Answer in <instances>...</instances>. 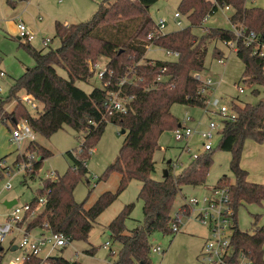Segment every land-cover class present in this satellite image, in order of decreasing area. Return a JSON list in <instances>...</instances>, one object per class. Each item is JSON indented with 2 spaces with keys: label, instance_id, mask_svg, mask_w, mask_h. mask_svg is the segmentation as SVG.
Segmentation results:
<instances>
[{
  "label": "trees",
  "instance_id": "1",
  "mask_svg": "<svg viewBox=\"0 0 264 264\" xmlns=\"http://www.w3.org/2000/svg\"><path fill=\"white\" fill-rule=\"evenodd\" d=\"M28 0H6L9 7ZM157 0H102L92 17L78 24L64 25L56 22L55 37L60 45L55 50L37 51L29 44L24 46L35 64L13 81L8 94L0 100V120L13 125L24 120L33 133L50 138L67 126L73 131H85L79 158L71 151L65 154L71 165L56 180H44L37 196L48 192L43 210L26 226L25 231L44 229L61 233L69 242H85L96 225L99 215L109 207L132 180L139 181L141 187L138 199L142 202V222L126 231L125 221L129 218L133 204L124 209L108 224L107 232L113 244L118 245L116 258L112 264H152L149 237L159 232L172 234L170 230L174 201L182 187L202 186L206 182L212 155L216 149L231 155L229 171L234 177L230 183L221 178L216 187L227 188L230 207L233 211V234L231 237L232 257L227 264H235L239 254H243L251 264H264V224L257 226L259 215H253L252 233L239 230L236 215L240 207L256 205L264 211V184L247 181V172L240 167L243 146L247 140L256 144L264 142V99L255 104H238L230 101L236 114L234 121H224L220 131V141L215 150L202 153L178 174L174 175L167 165V176L161 181L152 179L155 171L153 155L159 149L158 139L165 131H173L180 125L172 115L175 104L186 107L205 108L211 97L212 88H205L194 75L205 71V58L209 46L229 41L243 70L240 81L243 84L264 88V62L253 54L254 47L246 46L245 38H237L234 30L243 28V36L253 32L259 44H264V11L260 7H247L246 0H180L178 12L184 15L188 26L169 33L147 39L153 31L154 22L149 16V8ZM230 8L231 29L206 28L202 22L214 16L220 9ZM108 26L109 28H100ZM193 29L203 30L200 36ZM178 53L175 60H148L147 46ZM107 59L103 88H92L89 93L78 88L75 83L87 84L92 77L88 62L98 58ZM212 57L222 60L221 54L213 49ZM223 61V60H222ZM66 74L62 77L58 71ZM157 78H160L157 81ZM127 81L118 86V83ZM23 92L37 103L35 115H31L18 94ZM118 92L122 98L131 97L126 104L125 114L107 115L103 103L107 93ZM252 95L258 96L254 89ZM237 100V99H235ZM16 102L11 114H5L4 105ZM107 123L125 131L119 156L110 164L99 180L110 172L120 175L114 193L105 192L85 208L87 199L77 203L73 191L85 176L87 169L83 160L102 135ZM26 151L35 154L32 168L25 172L31 179L42 162L52 153L40 144L30 142ZM19 162V156L14 163ZM37 197L31 201V209ZM187 208L185 204L180 206ZM188 215V211L186 212ZM26 217V216H25ZM86 253L93 255V251ZM164 253V252H163ZM3 250L0 245V264ZM80 264L64 258H31L24 264Z\"/></svg>",
  "mask_w": 264,
  "mask_h": 264
},
{
  "label": "rangeland",
  "instance_id": "2",
  "mask_svg": "<svg viewBox=\"0 0 264 264\" xmlns=\"http://www.w3.org/2000/svg\"><path fill=\"white\" fill-rule=\"evenodd\" d=\"M32 1L38 5L43 21L39 23L41 24L40 30L36 32V34L32 32L35 35V39L32 42L26 43L22 40H20V42L29 44L37 51L47 52L49 49L55 50L60 45L54 32L56 22L64 25L85 22L97 11L102 0ZM251 1L253 0H247L248 4H251ZM256 1L262 3L261 6L264 8V0ZM179 2L180 0H157V2L149 8V16L154 24L160 19L166 21L163 34L169 31H177L188 26L187 19L181 14L178 20L181 22V25H176V20L173 15L178 12L177 7ZM260 8L263 9L262 7ZM19 11L21 12L22 10L19 9ZM26 12L28 16L32 15V12H35V10L28 8ZM229 15V10L223 8L213 17H209L206 23L202 22L201 24L207 28L231 29V25L228 21ZM100 28L109 27L103 26ZM193 32L200 36L203 30L193 29ZM15 38V36L11 38L4 35L0 31V69L7 75L5 78H0V100H3V98L7 96L9 87L13 82L12 79L20 77L25 68H31L35 64L26 48L21 46L20 42ZM43 39L49 40L46 47L41 43ZM226 43L228 44V42ZM213 49L221 54V58L224 57V59H222V64L218 63V60L212 57ZM145 57L148 60L160 61L173 59L168 58L163 49L153 47L152 45L151 48L147 50ZM106 62L107 59L101 57L98 58L96 62L91 63H96L104 67ZM242 70L243 65L236 57L232 48L225 47L221 43H219L217 47L211 44L205 58V74L201 73L200 76L202 79L206 77L211 78L213 82L211 96L219 98L223 104L228 105L232 99L235 103L241 105L246 103L255 104L264 99V88L243 84L240 81ZM58 73L66 78V74L62 71L59 70ZM75 85L86 93L91 91L94 87L102 88L101 82L93 76L88 80L87 84L76 82ZM238 87L243 88L244 92L242 94L238 93ZM254 89L259 91L257 97L252 95ZM25 97L26 95L23 92L18 94L20 101ZM22 103L31 115H35V109L27 101L24 100ZM15 104L16 102L14 101L5 104L3 109L5 114H11ZM170 111L180 124L185 122L189 128L193 129L194 135L187 142H176L172 131H165L159 137V149L153 155L155 171L151 175L152 179L156 181H161L163 179V171L167 170L168 160L181 163L175 170L176 174L189 164L191 161L190 154L182 151L186 143L191 154L202 153V141L199 133L206 129L210 118L217 119L216 115L206 114L202 108H190L175 104L171 107ZM12 130H14V125L10 121L3 123L0 120V221H4L9 213V210L4 205L5 202L16 201L17 205L29 204L35 197L38 198V190L41 188L42 182L48 180L51 172H55V176L57 177L62 176L71 165V161L65 153L71 151L75 157L79 158L81 145L86 136L85 131L76 132L67 126H63L61 130L48 139L35 134L34 140L31 141L27 139L20 144H16L10 140ZM120 132L121 129L118 126L107 123L101 137L95 143L93 149L89 151L88 157L83 160L87 173L78 181L73 191V199L77 203H81L87 199L85 208H89L102 193H114L118 187L120 175L116 172H110L104 179L99 180V178L105 173L108 166L114 163L119 156L125 135L120 134ZM220 137V133L214 137L212 141V150L216 149ZM30 142L40 144L52 153L51 157L42 162L38 173H36L33 179L23 171L18 172L17 163H14L17 156H19L20 161V155L29 154L26 151V147ZM263 146L264 142L262 144H256L250 140H247L243 146L240 167L243 170L247 169L245 170L248 174L247 180L249 182L252 181L251 183L261 184V182H257L253 176L264 174L259 168L261 162L256 161L260 159L257 148ZM250 149L252 150V155L250 154ZM230 159L231 155L229 153L216 149L212 155V162L208 170L205 184L197 187H182L174 201L172 213L178 211L179 207L184 204L186 198H200L207 193L209 194L210 190L216 187L217 182L223 177H226L230 183H233L234 177L229 171ZM261 160L264 161L263 159ZM260 181H262V179ZM7 185H9V188H6ZM140 187L141 183L139 181L132 180L128 183L127 187L119 194L117 199L99 215L96 220V225L88 236L87 243L73 241L65 248L54 250L50 258L62 257L68 261L78 262L80 264H105L106 261L112 264L116 258L118 245L113 244L106 228L124 209V206L129 204H133V210L129 218L125 221L126 231L132 230L142 222V202L137 198ZM253 215H259L256 224L258 227L264 224V211L262 207L246 205L238 209L236 223L239 230L252 233L255 222ZM179 229L180 231L176 234L163 235L159 232H155L149 237L150 246H159L164 251L163 254H150L152 264H202L199 258V252L202 247L203 237L207 236L205 227L196 222L192 216H189L181 219ZM13 235L15 244L17 245L22 234L14 232ZM13 235L6 238L3 244L5 248L8 247L9 239ZM107 241L111 243L110 249L113 251L114 255L109 249L103 248L104 243ZM91 249L94 250L93 255L85 253V251ZM10 257H12V254L9 252L5 256L3 255L2 262L7 264ZM41 257H43V255H41Z\"/></svg>",
  "mask_w": 264,
  "mask_h": 264
},
{
  "label": "built area",
  "instance_id": "3",
  "mask_svg": "<svg viewBox=\"0 0 264 264\" xmlns=\"http://www.w3.org/2000/svg\"><path fill=\"white\" fill-rule=\"evenodd\" d=\"M176 20V25L180 26L181 22L178 21L181 17L179 12L173 15ZM19 39L23 42L30 43L35 39V35L25 26V24L19 21L16 25ZM166 27V21L160 19L156 24H154L153 31L147 36L148 40H151L156 35H161ZM243 28L240 27L235 29V35L237 38H245L246 46L253 45V54L257 55L264 62V44H259L257 36L253 32H249L247 35L243 36ZM42 45L46 47L49 43L48 39H43L41 41ZM230 45L233 47L232 43ZM147 50L151 48V44L147 47ZM165 55L168 58H173L175 60L178 58V53L173 51L164 50ZM218 63L222 64L223 61L219 60ZM88 69L92 76L96 78L102 84V88L107 85L103 82V78L106 73L110 72L104 67L96 63L88 62ZM4 73L0 72V77H3ZM194 77L197 80H201L204 88L202 93L206 92L205 88H212L213 82L211 78L202 79L199 74H195ZM160 78H157L159 81ZM127 80L122 79L118 86H122ZM238 93L242 94L244 92L243 88H237ZM1 91V89H0ZM27 101L34 109L37 103L33 101L30 97H25L21 101ZM131 100V97L122 98L119 96L118 92L107 93V98L103 103V108L107 115L113 113L125 114L127 111L126 104ZM204 112L206 114L216 115L217 119H209L207 127L205 130L199 133L200 139L202 141V153L212 150V141L214 137L220 133L223 128L224 121H234L236 118L235 112L232 110L230 103L228 105L223 104L219 98L214 96L210 97L205 103ZM174 140L176 142H187L193 135L194 130L189 128L185 122L181 123L179 127L172 131ZM34 140V133L28 124L22 120L14 125V130L11 132V142L20 144L24 140ZM183 152L190 154V160H196L200 154H191V151L186 143ZM36 159L33 154H22L20 155V161L17 163V171H23L24 173L32 168V163ZM181 163L178 161H170L168 164L172 174L176 175L175 170ZM55 172L49 174V180H56ZM52 177V178H51ZM9 188V185L6 186ZM48 192L39 196L36 201L37 210L39 207L44 208L47 202ZM185 206L179 207L178 211L172 213L171 222L169 224L172 233H178L180 231L179 225L182 218H187L192 216L193 219L205 227L207 231V236L202 247L201 253L199 255L202 264H227V260L232 257V245L231 237L233 234V224L232 217L233 211L230 207L228 189L214 187L210 190V193L203 195L202 197H189L184 201ZM30 204L15 205L11 208L9 214L5 221L0 222V245H2L8 236H10L15 230L19 231L27 217H30L33 213ZM188 211V215L186 212ZM26 216V217H25ZM70 244L69 238L61 233L49 232L47 236L41 235L39 237H34L28 233H23L20 241L17 244V249L20 251V257L16 258L15 261L19 264H24L28 262L31 258H39V255L43 249H48V256L50 253L57 249L65 248ZM111 243L105 242L103 245L104 249H110ZM163 250L159 246H150V253L163 254ZM111 253L114 255L113 251ZM44 258V259H46ZM43 259V260H44ZM39 264H48L47 262H40ZM235 264H251L243 254H239L236 259Z\"/></svg>",
  "mask_w": 264,
  "mask_h": 264
},
{
  "label": "crops",
  "instance_id": "4",
  "mask_svg": "<svg viewBox=\"0 0 264 264\" xmlns=\"http://www.w3.org/2000/svg\"><path fill=\"white\" fill-rule=\"evenodd\" d=\"M209 2H213L214 0H207ZM19 4V5H18ZM17 6H15L14 8H11L7 5L6 3V0H0V31L4 34V35H7L11 38H13V36H15L16 40H18L20 42V39H19V36L17 35V27H16V24L17 22L21 21L23 22L27 28L31 31V32H34L36 34V32H38L40 30V26L41 24V21H43V17L41 16V11L40 9L38 8V5H36L35 3H33L32 0H28L26 2H20L18 3ZM262 3H260L259 1H256V0H253L251 1V4H248L247 0H246V6L247 7H256V6H259V7H262L261 6ZM33 9L35 10V12H32V15H28L27 16V9ZM19 9H21L22 11L20 12ZM230 12V15H229V18L231 16V10L230 8H227ZM264 9V8H263ZM37 14V15H36ZM213 17V16H212ZM211 18V17H210ZM229 18H228V21H229ZM209 18L205 19L203 21V23H206L207 20ZM204 25V24H203ZM202 27H206V26H202ZM207 28V27H206ZM232 28V26H231ZM233 29V28H232ZM169 32H173V31H169ZM169 32H166V33H169ZM33 33V34H34ZM228 42V44L226 43ZM20 44H23L20 42ZM223 46L225 47H228V48H232L233 47L230 45V42L229 41H224V43H221ZM219 45V43L215 44L214 46L217 47ZM230 45V46H229ZM147 52V51H146ZM146 54V53H145ZM145 57V56H144ZM146 58V57H145ZM147 59V58H146ZM218 62V61H217ZM0 65H1V59H0ZM26 69V68H25ZM25 71V70H24ZM0 72H3L4 73V76L3 77H0L1 79L2 78H5L7 75L4 71H2L0 69ZM205 71H203L202 73H204ZM24 73V72H23ZM205 74V73H204ZM19 78V77H18ZM206 78H209V77H206ZM17 79V78H16ZM15 78L12 79V81L16 80ZM13 83V82H12ZM1 89V88H0ZM90 92V91H89ZM88 92V93H89ZM35 135V133H34ZM159 147V145H158ZM255 150V149H254ZM156 152V151H155ZM257 152L259 153V158L258 162H261V164L259 165V168L261 169V172H264V161H262L261 159L264 160V146L263 147H258L257 148ZM252 153V150L250 149V154ZM252 155V154H251ZM262 155V156H260ZM154 161V160H153ZM155 162V161H154ZM249 163V162H248ZM262 166V167H261ZM247 170V169H245ZM255 180H257V182H261V184H264V174L263 175H256V176H253ZM262 179V181H260ZM248 181V180H247ZM249 182V181H248ZM252 182V181H250ZM31 204V202L29 203ZM5 207L9 210H11V208L15 205H17L16 201H9V202H5L4 203ZM36 203H35V206L33 207L34 209L36 208ZM32 208V209H33ZM33 209V213L30 217H27L25 223L23 224L22 228L19 230V231H14V232H18L20 234L23 235V233H28L34 237H39L41 235H45L47 236L48 235V231L47 230H44V229H34V230H31L29 232H26L25 231V226L35 217L37 216L41 211H42V208H38L37 210L34 211ZM9 214V213H8ZM7 218V216H6ZM6 218L4 219V221L6 220ZM0 222H3V221H0ZM13 232V233H14ZM13 233L11 235H13ZM21 235V236H22ZM109 235V234H108ZM205 239H206V236L203 237V243H202V247L204 245V242H205ZM4 244V243H3ZM1 245V249L3 250V255H7V253H11L12 254V257H10L7 261V264H19V262H16L15 259L20 257V251L17 249V245L15 244V238H14V235L9 239V242H8V249L5 248L4 245ZM202 247H201V250H202ZM13 248H16V249H13ZM59 250V249H57ZM201 250L199 252V255L201 253ZM7 251V252H6ZM94 251V250H92ZM54 251L51 252V255L48 256V258H50L52 256V253ZM87 251H85L86 253ZM94 253V252H93ZM88 254V253H86ZM41 255H43V257H41ZM48 255V249H43L39 255V258L41 259H44L46 258V256ZM53 258H58V257H53ZM62 258V257H61ZM264 258V256H263ZM66 260V259H65ZM106 261V260H105ZM3 263V262H2ZM107 264H110L109 261H106ZM105 263V264H106ZM4 264V263H3Z\"/></svg>",
  "mask_w": 264,
  "mask_h": 264
},
{
  "label": "water",
  "instance_id": "5",
  "mask_svg": "<svg viewBox=\"0 0 264 264\" xmlns=\"http://www.w3.org/2000/svg\"><path fill=\"white\" fill-rule=\"evenodd\" d=\"M179 127V125H178ZM120 134L124 135L125 134V131L122 129ZM170 163V160L167 161V165ZM167 176V170H164L163 171V178H165ZM13 249H16V248H13Z\"/></svg>",
  "mask_w": 264,
  "mask_h": 264
}]
</instances>
